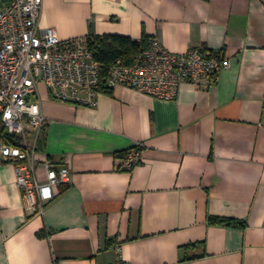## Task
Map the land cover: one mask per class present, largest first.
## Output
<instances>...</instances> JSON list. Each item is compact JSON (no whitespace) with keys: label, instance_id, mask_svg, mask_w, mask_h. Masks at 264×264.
Listing matches in <instances>:
<instances>
[{"label":"crops","instance_id":"1","mask_svg":"<svg viewBox=\"0 0 264 264\" xmlns=\"http://www.w3.org/2000/svg\"><path fill=\"white\" fill-rule=\"evenodd\" d=\"M39 25L223 48L230 64L171 100L116 85L89 107L42 88L37 166L64 164L70 180L34 213L0 162V264H264V0H42Z\"/></svg>","mask_w":264,"mask_h":264},{"label":"built area","instance_id":"2","mask_svg":"<svg viewBox=\"0 0 264 264\" xmlns=\"http://www.w3.org/2000/svg\"><path fill=\"white\" fill-rule=\"evenodd\" d=\"M42 0H0V130L13 142L0 139V161L13 164L16 183L28 210L41 213L58 194V185L70 180L64 164L44 159L37 163V139L46 123L40 91L52 99L94 107L102 92L101 65L89 48L88 36L62 38L53 28L39 25ZM230 64L223 48H165L151 37L133 62L120 59L109 66L103 91L116 85L161 100L173 99L181 83L198 87L215 83L218 72ZM138 143L123 155L121 168L140 160Z\"/></svg>","mask_w":264,"mask_h":264},{"label":"trees","instance_id":"3","mask_svg":"<svg viewBox=\"0 0 264 264\" xmlns=\"http://www.w3.org/2000/svg\"><path fill=\"white\" fill-rule=\"evenodd\" d=\"M88 38L91 40L89 43V48L92 51L94 58L101 65V83L99 89L104 90L103 82L105 81V76L107 74L109 66H111L117 59H120L122 64L129 65L133 62L135 54L138 53L141 49L145 48L149 39L151 37L143 35L142 38L134 40L128 36L115 35V34H88ZM3 138L7 142H13L11 136L7 135L3 130H0V139ZM130 148L121 151L122 156ZM140 149V148H139ZM1 162V161H0ZM127 169V170H131ZM210 223L223 224L226 226L242 227L244 222L226 219V218H215L209 217ZM196 245L195 243L188 244L183 246L181 249L191 247Z\"/></svg>","mask_w":264,"mask_h":264}]
</instances>
